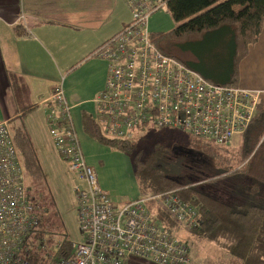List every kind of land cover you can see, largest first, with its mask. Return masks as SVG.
<instances>
[{
	"label": "built area",
	"instance_id": "obj_1",
	"mask_svg": "<svg viewBox=\"0 0 264 264\" xmlns=\"http://www.w3.org/2000/svg\"><path fill=\"white\" fill-rule=\"evenodd\" d=\"M121 1L129 23L92 53L107 66L104 88L94 99L93 119L101 132L126 141L143 128L169 129L228 148L248 129L264 93L209 83L161 54L150 41L148 23L153 14L168 13L165 0ZM42 105L54 153L75 181L77 228L83 237L54 264H127L130 258L189 264V246L156 218L152 206L158 204L187 230L200 226L196 208L173 192L117 202L86 161L62 87ZM26 179L9 120L0 121V264H31L30 257L46 248V240L34 237L39 222Z\"/></svg>",
	"mask_w": 264,
	"mask_h": 264
},
{
	"label": "trees",
	"instance_id": "obj_2",
	"mask_svg": "<svg viewBox=\"0 0 264 264\" xmlns=\"http://www.w3.org/2000/svg\"><path fill=\"white\" fill-rule=\"evenodd\" d=\"M165 1L174 27L166 32H150L155 48L209 83L238 87L239 64L264 29V0ZM8 79L14 103L25 111L29 105L27 85L16 74H9ZM93 117L82 115L84 133L99 145L130 156L140 197L175 193L181 202L196 208L200 226L191 232L221 251L224 259L219 261L264 264V97L236 150L190 137H186L183 147L175 146L172 151L164 141L139 144L131 140L134 136L117 140L105 136ZM22 118L17 116L9 124L26 177L36 183L30 193L38 192L37 198H31L28 192L39 222L34 237L37 242H47L45 250L33 254L29 261L54 264L70 254L73 242L56 230L50 217L60 218V213L53 196L54 207L47 205L46 194H51L47 175ZM152 207L166 228L179 229L158 204Z\"/></svg>",
	"mask_w": 264,
	"mask_h": 264
},
{
	"label": "crops",
	"instance_id": "obj_3",
	"mask_svg": "<svg viewBox=\"0 0 264 264\" xmlns=\"http://www.w3.org/2000/svg\"><path fill=\"white\" fill-rule=\"evenodd\" d=\"M123 10L121 0H0V121L28 117L24 127L35 150L42 147L46 157L52 152L59 160L42 102L61 86L74 114L81 119L84 113L94 116V99L104 88L107 66L92 53L129 23L130 15L123 16ZM11 73L28 87L25 111L14 103ZM238 86L264 93V29L239 64Z\"/></svg>",
	"mask_w": 264,
	"mask_h": 264
},
{
	"label": "rangeland",
	"instance_id": "obj_4",
	"mask_svg": "<svg viewBox=\"0 0 264 264\" xmlns=\"http://www.w3.org/2000/svg\"><path fill=\"white\" fill-rule=\"evenodd\" d=\"M124 14L126 17L129 15L127 10H123V16ZM173 27L174 23L169 13L165 12L153 14L148 23L149 31L154 33L166 32ZM72 117L87 163L95 169L102 188L117 197L116 201L119 203H127L130 200L137 199L139 193L131 169L130 156L126 153L114 151L97 144L91 137L84 133L81 126V116L74 114V111H72ZM27 120L28 117H25V119L22 118L21 121L23 125H25V122L27 123ZM39 135L46 140V135L43 131H41ZM131 140L135 143L138 142L139 144L145 143L150 145L161 144L164 141L167 142L170 151H172L175 146L183 147V144H186L187 141L185 136H180L173 130H157L155 128H146V130L136 132ZM240 144L241 137L235 135L228 148L236 150L239 148ZM36 151L40 157L39 159L44 168L45 175H47L48 180H46V182L50 188L51 194L48 193V196L46 194V199L48 201L47 205L51 208L54 207L51 204V198L53 196L56 208L60 213V218L50 216L57 226L56 230L60 233H65L68 239L73 243L83 241V237L80 235L77 228L76 203L73 196V189L75 187L74 179L68 173L66 166L55 158L52 152V156L48 154V157H46L42 151V147L36 146ZM48 158L50 159L49 164H47ZM26 180L28 182L27 189H29L28 192L29 195H31L30 197L37 198L38 192H36V190L30 193L31 186H36V183L34 182V184H32V179L28 177ZM169 229L177 238H180L189 246V264H217L218 262L219 264H223L219 261L224 259V256L220 254L221 251L214 245L198 239L191 230L182 227H179V229ZM127 264L149 263L140 259L130 258Z\"/></svg>",
	"mask_w": 264,
	"mask_h": 264
}]
</instances>
